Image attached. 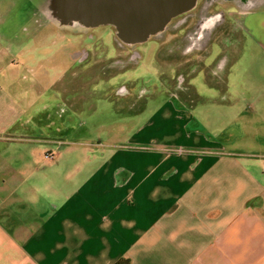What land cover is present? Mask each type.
<instances>
[{"label": "crops", "instance_id": "0c3cea01", "mask_svg": "<svg viewBox=\"0 0 264 264\" xmlns=\"http://www.w3.org/2000/svg\"><path fill=\"white\" fill-rule=\"evenodd\" d=\"M229 1L250 6L221 86L95 96L116 114L86 138L66 135L96 100L56 87V30L0 28V264H264V155L230 138L264 127V0Z\"/></svg>", "mask_w": 264, "mask_h": 264}, {"label": "rangeland", "instance_id": "374dc122", "mask_svg": "<svg viewBox=\"0 0 264 264\" xmlns=\"http://www.w3.org/2000/svg\"><path fill=\"white\" fill-rule=\"evenodd\" d=\"M195 5L193 10L185 11L169 20L161 30L136 42L120 36L110 23L92 25L76 19L63 22L56 0H0V28L13 30L16 39L25 38L38 23L40 29L47 22L56 30V47L70 48L69 56L64 51V54L58 52L62 58L56 62L59 70L55 74L64 78L56 87L64 94H71L75 98L72 101L85 96L111 97L115 92H125L126 87L142 93L147 87L155 94V100L166 98L164 92L190 104L196 87L198 93L209 96L213 92L207 86L222 85L224 76L216 74L217 65L234 59L241 45L238 21L229 16L237 10L234 6L239 9L250 6L229 0H196ZM210 13H215L211 17L217 18L216 25L206 27L204 24L211 19L206 16ZM123 71V75H118ZM129 76L136 80H129ZM110 78L111 84L106 83ZM149 98L146 97V102L150 103ZM93 100L97 111L94 115L86 113L85 126H79L83 120L72 115V127L66 135L70 139L95 135L99 125L113 120L110 115L116 112L110 110L109 101L97 97ZM60 109L61 105L55 107ZM196 109H206V106L200 104ZM13 114V111L5 114L12 124L15 123ZM230 138L239 144H256L259 147L253 148V152L264 155V147L260 146L264 145V127H231Z\"/></svg>", "mask_w": 264, "mask_h": 264}, {"label": "water", "instance_id": "95a60500", "mask_svg": "<svg viewBox=\"0 0 264 264\" xmlns=\"http://www.w3.org/2000/svg\"><path fill=\"white\" fill-rule=\"evenodd\" d=\"M64 18L86 24H112L129 41L145 40L170 18L190 10L196 0H56Z\"/></svg>", "mask_w": 264, "mask_h": 264}, {"label": "flooded vegetation", "instance_id": "af4514ba", "mask_svg": "<svg viewBox=\"0 0 264 264\" xmlns=\"http://www.w3.org/2000/svg\"><path fill=\"white\" fill-rule=\"evenodd\" d=\"M196 7V5L194 4V6L190 9V10H188V11H186V12H189V11H191V10H193L194 8ZM184 12H180V13H176V14H174L171 18H170V20H172L173 18H176V17H178V16H180V15H182ZM193 14H195V13H191V15H193ZM212 15H215V13H210V14H208V16H206V18H208V17H211ZM205 17V16H204ZM204 17H202V18H204ZM215 19H217L216 17H211V19L209 20V21H207L205 24H204V26H209V25H211L212 23H213V26H215L216 25V21H214ZM131 42H133V41H131Z\"/></svg>", "mask_w": 264, "mask_h": 264}, {"label": "trees", "instance_id": "16d2710c", "mask_svg": "<svg viewBox=\"0 0 264 264\" xmlns=\"http://www.w3.org/2000/svg\"><path fill=\"white\" fill-rule=\"evenodd\" d=\"M114 264H130L128 259L120 258L118 261H116Z\"/></svg>", "mask_w": 264, "mask_h": 264}, {"label": "bare ground", "instance_id": "6f19581e", "mask_svg": "<svg viewBox=\"0 0 264 264\" xmlns=\"http://www.w3.org/2000/svg\"><path fill=\"white\" fill-rule=\"evenodd\" d=\"M59 18H62L63 20V22H68L70 19L68 18H64L60 13H59Z\"/></svg>", "mask_w": 264, "mask_h": 264}]
</instances>
